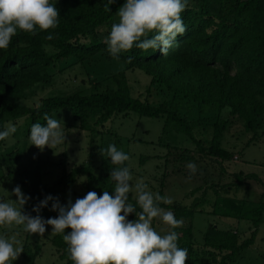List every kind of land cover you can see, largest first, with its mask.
Segmentation results:
<instances>
[{"label":"trees","instance_id":"obj_1","mask_svg":"<svg viewBox=\"0 0 264 264\" xmlns=\"http://www.w3.org/2000/svg\"><path fill=\"white\" fill-rule=\"evenodd\" d=\"M50 2L60 12L55 29L41 31L37 28L35 35L18 30L9 47L0 50V131L5 130L6 122L27 117L30 134L34 123L46 124L45 113L53 116L54 112L67 108L78 121L79 128L91 136L114 134L118 142L121 137L111 126L118 115L133 112L162 118L163 132L174 134L176 144L167 143V146L175 149L173 159L181 165L180 169L186 162L199 164L205 157L232 160L235 152L223 146V138L238 121L252 133L249 143L264 137V0H188L182 13L187 31L177 37V44L166 56L159 50L144 51L134 46L120 53L119 59L109 54L105 41L112 24L118 22V9L126 0H115L111 5L108 0ZM106 6L110 11H106ZM49 35L53 39H47ZM97 55L115 60L119 69L114 72L116 64H97V68L88 65L86 71L93 73L91 89L50 93L34 101L39 89L45 90L55 83L56 71L68 65L84 64L96 59ZM129 57H132L131 63ZM128 70H140L149 77L144 95L133 94ZM162 93L164 99L154 103L151 97ZM201 129L202 132L211 130V138L197 137L196 131ZM184 141L195 144L196 151L182 147ZM4 143L5 140L0 141V146ZM100 149L103 147L93 148L88 161L64 170L51 186L26 188L25 194L30 197L26 214L52 217L47 214L52 201L39 213L33 211L49 195L61 202L66 193L73 194L76 199L83 198L89 191L102 195L108 190L114 194L110 173L118 166L103 159L106 170L96 173L94 159L102 154ZM170 154L166 162L170 161ZM22 155L23 151L18 148L0 153V180L11 178L18 170L16 164ZM150 158V155H142L140 162ZM61 163H67L65 154ZM80 176H85L86 182L84 190L77 191L74 186ZM237 176L262 182L252 173L240 171ZM243 178L234 184L237 189L233 184L216 187V183L205 181L206 185H200L193 192L203 191L190 206L179 201L161 204L177 219L183 220L182 227L170 231L178 233V245L188 250L186 264H237L242 253L254 244L264 223V192L255 205H250L247 197L232 195L231 191L238 190L244 183ZM208 188L214 190L212 200L207 198ZM160 195L164 196L162 190ZM133 197L134 194H130V202L135 204ZM207 204L213 207L211 211L205 209ZM206 211L213 216L251 221L250 236L243 238L235 228H221L209 222L202 240H198L193 225L195 215ZM135 218V214L128 217L130 221ZM70 231L66 229L65 234ZM51 243L63 264H72L62 235H54ZM40 252L41 244L37 243L34 248L24 245L26 259L34 261Z\"/></svg>","mask_w":264,"mask_h":264},{"label":"clouds","instance_id":"obj_2","mask_svg":"<svg viewBox=\"0 0 264 264\" xmlns=\"http://www.w3.org/2000/svg\"><path fill=\"white\" fill-rule=\"evenodd\" d=\"M114 2L108 0L109 5ZM187 4L188 0H126L116 13L118 22L112 24L106 38L107 51L114 59L134 46L144 51L159 50L166 56L177 44V37L187 31L182 19ZM106 11H110V7L106 6ZM59 17V10L50 0H0V50L9 47L18 30L35 35L37 28L41 31L55 29ZM151 33L155 34L150 36ZM131 61L129 57L128 62ZM43 119L46 124L37 122L31 126V145L43 151L45 147L53 149L66 143L64 122L47 113ZM16 131L15 125L9 123L0 131V141ZM100 152L119 166L110 173L114 194L108 190L102 195L89 191L75 203L69 199L67 205H61L58 198L49 195L33 208L39 213L52 201L51 211L58 215L45 220L39 214L24 213L30 197L16 186L10 194L16 200L0 201V226H23L24 232L39 236H44L50 226L51 234L62 235L72 264H186L188 250L178 245V233L161 234L153 227L155 219L170 229L182 227L183 220L161 206L172 204V199L152 192L144 178L133 183L130 167L124 166L130 156L118 150L115 144ZM187 168L191 174L197 171L191 162ZM130 194H134L135 204L130 202ZM131 214H135V220L128 219ZM66 229L71 231L65 234ZM18 235L15 233L10 238L0 235V264H12L24 252Z\"/></svg>","mask_w":264,"mask_h":264},{"label":"rangeland","instance_id":"obj_3","mask_svg":"<svg viewBox=\"0 0 264 264\" xmlns=\"http://www.w3.org/2000/svg\"><path fill=\"white\" fill-rule=\"evenodd\" d=\"M117 20H119L118 16ZM95 58V61H87L84 64L76 63L73 66L68 65L62 71H56L55 83L49 85L45 90L39 89L34 101H39L41 96L50 93H69L77 89H91L93 83L90 78L93 77V73L90 74L86 71L88 65L97 68V64L105 66L116 64L115 60L112 61L107 56L97 55ZM119 67L120 65L116 64L114 72ZM127 77L133 94L144 95L149 83V77L140 70H128ZM164 96L163 93L155 94L151 99L154 103H160ZM52 117L64 122L65 134L68 136L66 143L53 149L45 147L43 151L32 146L29 141L30 134L27 128V117L20 118L16 122H6V126L9 123L15 125L17 131L5 139V143L0 146V153L12 148H18L23 151V155L16 164L18 170L11 175V178L0 180V201L16 200L15 196L10 195L16 186H20L25 196H27L25 194L26 188L51 186L62 175L64 170L69 171L73 167L88 161L93 148L102 146L106 150L110 144H115L118 150H122L130 156V160L125 162L124 166L130 167L133 183L136 179L144 178L152 192L160 194L162 190L164 196L171 198L172 201L182 202L187 206L192 205L195 198L201 196L202 190L193 193L200 185H206L207 183H216V187L225 184L234 185L243 178V176H237L240 171L244 174H256L262 182L253 178H243L242 180L245 181L238 190H235L237 188L234 185L235 189L231 191L232 195L235 194L239 198L247 197L251 201L250 205H255L260 200V191L264 192V137L260 141L249 143L252 133L247 132L240 121L236 122L223 138V146L235 152L234 158L220 161L219 159L205 157L200 160L199 164L191 162L195 164L196 172H198L191 174L187 168L190 162H186L183 165V169H180L181 165L174 161L175 149H169L167 143L175 145V137L174 134L163 132L164 120L162 118L139 116L133 112L118 115L111 124L112 130L121 137L117 142L114 134L99 135L97 133L91 136L88 131L79 128L78 121L67 108L54 112ZM211 133V130L208 132H202V129L200 132L196 131L197 137L206 139L211 138ZM181 146L190 148L192 152L196 151L195 144L189 141H184ZM170 151H172L171 154L169 153ZM64 154L67 157L66 165L61 163ZM168 154H170V161L166 162ZM142 155H150L151 158L141 163L140 157ZM103 159L111 164L110 158L105 153L98 154L94 159L96 173L106 170L104 165H102ZM189 177L191 178L189 179ZM84 182H86V177L80 176L74 189L77 191L84 190ZM207 193V198L210 200L215 197L213 189L208 188ZM62 197L64 201L59 202L61 205H67L69 199L72 203L76 201L75 196L71 193L63 194ZM28 203L29 200L23 209L25 214ZM205 209L211 211L213 207L207 204ZM207 211L205 213L197 212L195 215L193 225L198 240H202L203 232L209 222L219 223L220 226L223 225L226 228L235 227L234 225L237 222L235 218H228L236 221L230 224L219 216L208 214L210 212L207 213ZM47 212V214H52V217L58 215V212L51 210ZM243 221L244 223H242L239 232L243 238H247L250 236L253 227L251 221ZM153 227L161 234L170 231V228L159 219L153 221ZM51 232L50 226H47L44 236L24 232L23 226H0V235L2 236L10 238L15 233H19L17 238L21 241L23 249L25 244H30L32 248L37 243L41 244L40 255L34 261L26 259L23 252L12 264H63L59 259V253L51 243V239L54 236ZM263 251L264 223L259 228L254 244L242 253V257L239 258L237 264H261Z\"/></svg>","mask_w":264,"mask_h":264},{"label":"crops","instance_id":"obj_4","mask_svg":"<svg viewBox=\"0 0 264 264\" xmlns=\"http://www.w3.org/2000/svg\"><path fill=\"white\" fill-rule=\"evenodd\" d=\"M243 153V152H242ZM260 193L262 194L263 193V191H260ZM222 219H225L224 221H227L228 223H230V224H232L233 222H236V221H234L233 219L232 220H229L228 218H233V217H221ZM237 220V219H236ZM242 223H244V221L243 220H237V222L235 223V229H237V230H240L241 229V226H242ZM219 227H221V228H226L225 226H223V225H221L220 226V224L219 223H216ZM250 227V226H249ZM229 228V227H228ZM263 257H264V251L262 252V254H261V261H263ZM261 264H262V262H261Z\"/></svg>","mask_w":264,"mask_h":264},{"label":"built area","instance_id":"obj_5","mask_svg":"<svg viewBox=\"0 0 264 264\" xmlns=\"http://www.w3.org/2000/svg\"><path fill=\"white\" fill-rule=\"evenodd\" d=\"M262 264H264V257H263V261H262Z\"/></svg>","mask_w":264,"mask_h":264}]
</instances>
